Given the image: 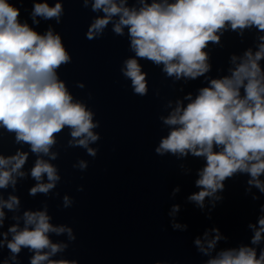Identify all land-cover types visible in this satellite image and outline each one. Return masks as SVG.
<instances>
[{
  "label": "clouds",
  "instance_id": "1",
  "mask_svg": "<svg viewBox=\"0 0 264 264\" xmlns=\"http://www.w3.org/2000/svg\"><path fill=\"white\" fill-rule=\"evenodd\" d=\"M91 7L104 15L90 25L88 39L101 34L112 18L118 16L113 31L123 35L124 28H128L135 56L163 64V71L177 79H195L209 71L204 49L209 42L218 43V33L226 27L243 30L254 26L264 31V0H174L173 3L162 0L151 4L142 0L139 10L126 7L125 0L119 3L93 0ZM62 11L59 2L54 6L47 2L34 3L33 23H39L38 16L56 18L59 22ZM19 17L20 9L15 4L0 0V127L14 132L17 143L29 144L31 152L38 155H49L56 143V134L68 127L72 137L69 144L85 147L90 155H95V150L88 148L89 142L99 139L92 131L97 127L93 114L82 103L73 101L65 83L57 77L56 69L70 60L60 35L54 34L51 28L39 34ZM260 40L264 41V36ZM231 59L236 64L238 58ZM240 59L230 70L231 76L212 79L210 86L200 89L194 100L189 94L186 107L177 102V107L164 119L165 124L174 127L155 150L160 155L191 153L205 157L206 165L196 181L202 190L189 197L201 207L205 197L222 190L225 179L237 172L248 173L251 177L248 184L264 193V181L260 179L264 175V71L259 64L264 59V43L255 54L249 49ZM123 73L131 80L135 93H147L146 73L136 58L125 61ZM214 147L220 150L214 151ZM27 156L20 151L12 156H0V188L15 186L16 177L25 175L21 169ZM51 158L55 159L56 154L51 153ZM80 167L86 164L81 162ZM45 175L48 183L41 182ZM31 176L38 182L30 189L31 195L47 194L60 179L56 168L39 158L31 169ZM64 199L67 204L68 198ZM19 203L16 196L0 199V224L5 216L3 208L15 210ZM178 208L173 206V211ZM23 220V229L18 224L8 229L12 239L7 247L13 259L24 247L34 252L31 264H76L49 259L67 245L52 243L48 234L67 232L74 239L70 228L53 226L46 211H25ZM258 225H249L255 229L252 244L264 238V216L258 219ZM213 231L217 235L206 241L207 248L199 238L195 240L205 254L221 238L218 229ZM207 264H264V251L257 258L255 248L241 246L221 251Z\"/></svg>",
  "mask_w": 264,
  "mask_h": 264
},
{
  "label": "water",
  "instance_id": "2",
  "mask_svg": "<svg viewBox=\"0 0 264 264\" xmlns=\"http://www.w3.org/2000/svg\"><path fill=\"white\" fill-rule=\"evenodd\" d=\"M255 249L257 252V258H259L261 251H264V239L261 242H259V244L255 247Z\"/></svg>",
  "mask_w": 264,
  "mask_h": 264
}]
</instances>
